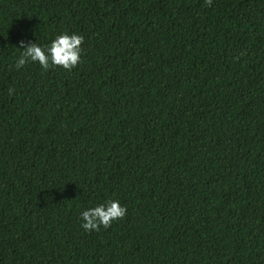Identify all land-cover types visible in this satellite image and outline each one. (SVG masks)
Segmentation results:
<instances>
[{"label":"trees","instance_id":"obj_1","mask_svg":"<svg viewBox=\"0 0 264 264\" xmlns=\"http://www.w3.org/2000/svg\"><path fill=\"white\" fill-rule=\"evenodd\" d=\"M0 264H264V0H0Z\"/></svg>","mask_w":264,"mask_h":264},{"label":"clouds","instance_id":"obj_2","mask_svg":"<svg viewBox=\"0 0 264 264\" xmlns=\"http://www.w3.org/2000/svg\"><path fill=\"white\" fill-rule=\"evenodd\" d=\"M211 3V0H208ZM83 37L76 33H59L46 44L40 45L36 42L25 45L19 42L22 51L16 60V67H23L28 62L38 63L43 69L50 66H60L64 69L75 67L80 60ZM126 209L118 200H109L89 207L80 212L81 227L85 231L98 230L100 226L108 227L113 220L122 218Z\"/></svg>","mask_w":264,"mask_h":264}]
</instances>
